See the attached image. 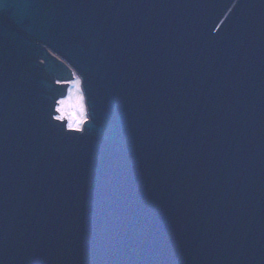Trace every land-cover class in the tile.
Masks as SVG:
<instances>
[{"label":"water","instance_id":"95a60500","mask_svg":"<svg viewBox=\"0 0 264 264\" xmlns=\"http://www.w3.org/2000/svg\"><path fill=\"white\" fill-rule=\"evenodd\" d=\"M0 264H264V0H0Z\"/></svg>","mask_w":264,"mask_h":264},{"label":"snow or ice","instance_id":"6c2138e0","mask_svg":"<svg viewBox=\"0 0 264 264\" xmlns=\"http://www.w3.org/2000/svg\"><path fill=\"white\" fill-rule=\"evenodd\" d=\"M61 107H57L56 111L61 115L56 116V120H63L67 115L68 124L67 129L69 131H81L82 125L86 120V110L84 103V96L80 93V81H76V95L74 99L70 101H60Z\"/></svg>","mask_w":264,"mask_h":264},{"label":"rangeland","instance_id":"374dc122","mask_svg":"<svg viewBox=\"0 0 264 264\" xmlns=\"http://www.w3.org/2000/svg\"><path fill=\"white\" fill-rule=\"evenodd\" d=\"M73 77L74 78L67 79V80H65V81L60 83L61 85H65V84H68V85L66 86L65 94L58 98V102L56 104L55 110H56L57 107H61L60 101L63 100V101L67 102V101H70V100L74 99V97L76 95V81L77 80L80 81V93L84 96V92L82 90V85H81V78L75 72H73ZM84 103H85V110H86V113H87V106H86L85 96H84ZM56 116L57 115L55 114V117ZM65 117H66V126H67V124H68L67 115H65ZM87 119H88V116H86V120L85 121H87Z\"/></svg>","mask_w":264,"mask_h":264},{"label":"flooded vegetation","instance_id":"af4514ba","mask_svg":"<svg viewBox=\"0 0 264 264\" xmlns=\"http://www.w3.org/2000/svg\"><path fill=\"white\" fill-rule=\"evenodd\" d=\"M58 84H59V86H60V88L62 87V85L58 82Z\"/></svg>","mask_w":264,"mask_h":264}]
</instances>
